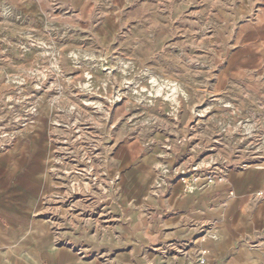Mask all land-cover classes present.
Masks as SVG:
<instances>
[{
  "label": "rangeland",
  "instance_id": "rangeland-1",
  "mask_svg": "<svg viewBox=\"0 0 264 264\" xmlns=\"http://www.w3.org/2000/svg\"><path fill=\"white\" fill-rule=\"evenodd\" d=\"M105 13L118 27L113 35L105 23L108 43L99 53H62L55 43L72 37L62 32L51 40L21 26L0 30V158L44 143L40 178L55 187L28 216L39 226L27 233L32 239L38 229L79 261L115 255L89 246L122 221L111 208L119 176L108 170L119 139L162 136V155L175 160L157 163L155 191L183 183L194 167L225 180L264 166V0H131ZM99 25L91 24L92 35ZM14 171L13 182L27 173ZM18 236L0 215V258Z\"/></svg>",
  "mask_w": 264,
  "mask_h": 264
},
{
  "label": "crops",
  "instance_id": "crops-1",
  "mask_svg": "<svg viewBox=\"0 0 264 264\" xmlns=\"http://www.w3.org/2000/svg\"><path fill=\"white\" fill-rule=\"evenodd\" d=\"M129 1L0 0V30L11 28L4 23L13 25L12 30L21 26L39 38L48 34L51 40H58L56 34L62 32L72 36L59 40L63 45L55 43L62 53L63 48L79 52L92 48L99 53L108 43L105 23H110L113 35L118 27L116 18L106 16L105 8H121ZM6 11L14 19L11 23L3 21ZM96 23L101 26L97 32L92 26V35L90 26ZM74 32L81 38L73 37ZM162 141L154 133L145 144L137 143V137L117 141L108 170L119 176V197L111 208L122 221L103 243L89 246L115 253L104 261H79L68 251L53 249L38 229L29 237L31 227L39 225L27 218L53 186L40 178L46 158L44 143H23L16 156L1 157L0 215L6 217L8 226L18 227L19 236L17 248L1 257L0 264H264V198L255 196L264 188V166L230 171L223 183L207 184L193 192H187L178 180L156 192L157 163L175 160L172 153L162 155ZM16 168L27 173L13 182ZM209 229L216 237L209 238Z\"/></svg>",
  "mask_w": 264,
  "mask_h": 264
},
{
  "label": "built area",
  "instance_id": "built-area-1",
  "mask_svg": "<svg viewBox=\"0 0 264 264\" xmlns=\"http://www.w3.org/2000/svg\"><path fill=\"white\" fill-rule=\"evenodd\" d=\"M193 171L194 172H192L189 176H185V177L181 178V180H183L185 189L187 191L193 192L197 189L203 188L207 184L213 183L214 181L221 183L224 180L223 176L216 177V178L212 179V175H211L212 173H210V172L208 174L204 173V174L200 175V173L196 167L193 168ZM166 182L167 181L164 178L158 179L156 182V190H159L160 188H162L163 185L166 184ZM255 196L258 199H263L264 198V188L257 191ZM211 235L213 238L216 237V234L214 233V231L211 233Z\"/></svg>",
  "mask_w": 264,
  "mask_h": 264
}]
</instances>
